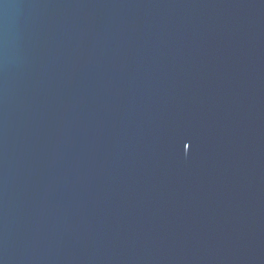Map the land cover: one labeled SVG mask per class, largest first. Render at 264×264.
Returning <instances> with one entry per match:
<instances>
[{"label":"water","instance_id":"water-1","mask_svg":"<svg viewBox=\"0 0 264 264\" xmlns=\"http://www.w3.org/2000/svg\"><path fill=\"white\" fill-rule=\"evenodd\" d=\"M0 264H264V0H0Z\"/></svg>","mask_w":264,"mask_h":264}]
</instances>
